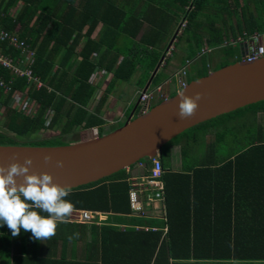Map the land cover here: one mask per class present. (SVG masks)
Instances as JSON below:
<instances>
[{"label":"trees","instance_id":"16d2710c","mask_svg":"<svg viewBox=\"0 0 264 264\" xmlns=\"http://www.w3.org/2000/svg\"><path fill=\"white\" fill-rule=\"evenodd\" d=\"M142 1L0 0V27L9 31L16 29L17 35L35 50L31 68L46 85L39 89L28 88L37 107L34 112L27 113L11 106L13 92L25 90L27 86L24 77L15 78L8 93L0 89L1 145H63L68 143L60 141L61 138L76 128L99 126L102 121L96 113L101 103L94 113H88L86 109L95 90L91 78L96 66L110 70L121 56L115 65L111 85L116 79L128 80L140 67L145 71L143 85L162 60L161 44L167 45L169 35L176 32L183 20L185 25L172 45L174 48L181 42L185 44L186 56L191 58L203 44H220L224 35L234 36L237 31L264 33V0H145L147 7H153L155 11L149 13L145 9L139 15L137 8ZM100 22L104 29L94 39L91 34ZM0 46L4 47V43ZM101 49L102 53L93 61L92 54ZM7 51L17 56L13 49ZM219 51L222 58L214 69L240 59L232 47L223 46ZM195 62H198L195 71L186 75L188 81L206 75L210 69L207 54ZM3 73L9 79L8 71ZM163 78L158 71L151 83L158 84ZM161 100L154 101L151 106ZM243 109L260 112L263 117V121L257 123L256 136L251 137V142L247 140L249 131L242 130L243 124L220 125L223 119ZM52 110L46 125L47 114ZM57 126L58 133L39 136ZM193 129H202L203 136L213 135L208 150L199 157L192 155L194 146L199 143ZM187 131H194L189 134L190 139L177 140ZM105 133L108 132L99 127V135ZM182 133L165 144L180 146V170L171 168V154L168 150L163 153L165 145L160 153L169 226L165 239L160 240V231H137L131 226L123 232L116 226H102V229L128 236V239L132 234L133 243L128 247L133 249V255L137 250L143 251L138 256L141 264H264L263 206L256 209L257 217L262 220L244 227L233 225L231 221L223 226L212 225L205 215L206 207L219 200L229 206L238 197L264 202V100L203 121ZM223 146L225 152L221 150ZM207 154L212 157L208 159ZM139 162L149 169L151 159ZM128 176L126 169H122L72 188L66 199L75 209L128 213ZM227 211L230 220L231 207ZM115 218L124 220L119 216ZM129 221L136 220L129 218Z\"/></svg>","mask_w":264,"mask_h":264},{"label":"crops","instance_id":"0c3cea01","mask_svg":"<svg viewBox=\"0 0 264 264\" xmlns=\"http://www.w3.org/2000/svg\"><path fill=\"white\" fill-rule=\"evenodd\" d=\"M146 9L147 10L145 11L149 13L155 11V8L153 7H146ZM232 23H235V20L232 21ZM103 27L104 26L101 22L98 23L94 29V31H96V28H98L95 34L97 37L92 36V38L97 39L104 29ZM244 32L246 33V31H237L236 35H230L228 37L224 35L223 41L220 44L207 46L213 49L216 48L218 50L223 48V46H227L232 47V49L237 51L239 49L240 51V46L244 47L245 42H237L228 45H223V42L229 40L231 37L236 38L238 36H244ZM175 36L176 35L174 32L172 36L169 35L167 40L169 42L167 45L166 43L161 44L160 47H163L162 51L167 49ZM184 45L185 44L182 42L180 43L179 52L181 51L182 55H180L179 61L177 62L178 65L169 66L166 68L167 64L164 63V67L160 66L157 68L156 72H161L162 76L164 77L160 84H164V81L169 79L176 71H178L186 58H191L186 56V48ZM205 45L206 44H203V46ZM102 49L100 52H95L92 54L91 58L93 61L97 60L100 53H102ZM218 52L220 53L219 59L221 60L222 53L220 51ZM197 54L192 57L193 62L195 59H197ZM239 56L241 58V53ZM72 59H74V56H72ZM120 59L121 56L117 58L115 65ZM159 63H161V60H159L158 64ZM115 65L110 70H107L104 66H96L94 70L95 72L98 69L99 72L97 71V73L92 75L91 82L95 86V90L92 98L87 102L86 109L88 113H94L96 106L101 103L96 116L102 122L99 126L95 125L88 128H76L74 131L77 129H81L80 131H91V135L86 136V138L83 139L93 137L96 135V132L99 134V127H102L104 131L110 127L113 128L112 130H114L125 123L130 117L133 118L135 115H137L139 104L137 97L135 96L136 99L134 98V93H136L139 89H142L143 87V89H145L152 84V75L155 69L151 74L152 77L143 83V85H141L142 80H144L143 75L145 71L140 67L128 80L116 79L111 85ZM210 70H212L211 67L209 71ZM188 74H190L189 69L187 75ZM178 89V85L174 81L163 85V91L165 92L166 97L172 96L174 92L178 91ZM132 92L133 100L131 94ZM129 97H131V100ZM36 107L37 105L34 106L32 112L36 110ZM52 113L53 110L49 111L47 114L49 119L51 118ZM59 126H57L53 131L58 133ZM206 157L209 159L212 157V155L207 154ZM174 165H176L175 168L171 167L173 170H180L181 159H179L178 164L175 163ZM144 168L145 165L143 163L141 165L135 164L132 167H129L128 170L126 169L129 175L128 177L141 175L144 171ZM221 196L222 194H219V197ZM232 202L233 203L231 206H229L227 202L219 200L215 203V205L211 204L209 208L206 207L205 215L210 219V223L212 225L216 224L223 226L227 222L231 221L233 225L236 223L237 225L244 227L253 222L257 223L262 220L261 217H257L256 209L261 208L262 206L264 207V202H256L252 200L246 201V199H242V197H238L236 202L235 200ZM230 207L231 217L229 220V214L227 210ZM144 210L146 213L143 215L133 212L129 202V211L128 213L124 214L113 213L111 211L92 210L99 212V215L96 217L94 222H78L71 219L70 217L68 223H60L58 225L56 235L54 237L49 240H45L44 242L35 240L32 237L30 231L25 232L23 229H21V232L18 236L13 237L8 226L6 224H0V264H141V260L138 256L142 254L143 251L137 250L135 255H133V249L128 247L129 244L133 243V239H130L132 234L129 235L128 239L126 238L128 236H123L120 233L104 230L102 229V226H116L117 230L121 232H123L126 227L130 226L137 231H160V240H164L169 231L165 202L159 201L151 203L149 206H145ZM115 216H119L124 220H118L115 218ZM129 218H134L136 221L131 222L129 221ZM206 221H208V219H206ZM136 226L139 228H136ZM140 227H148V229L144 230ZM133 237L134 236L131 238ZM128 240L129 243L127 244Z\"/></svg>","mask_w":264,"mask_h":264},{"label":"water","instance_id":"95a60500","mask_svg":"<svg viewBox=\"0 0 264 264\" xmlns=\"http://www.w3.org/2000/svg\"><path fill=\"white\" fill-rule=\"evenodd\" d=\"M244 47L240 46L239 60L188 81L172 96L103 135L96 132L93 137L55 146L0 144V165L23 164L26 157H31L30 172L49 173L54 182L75 188L127 169L143 159L148 161L188 128L264 100V56L248 62L243 59ZM181 92L192 97L201 94L195 115L185 119L178 116ZM46 156L51 159L46 161ZM57 161L63 165L57 166ZM17 179L19 182L22 178Z\"/></svg>","mask_w":264,"mask_h":264},{"label":"built area","instance_id":"2783aa9c","mask_svg":"<svg viewBox=\"0 0 264 264\" xmlns=\"http://www.w3.org/2000/svg\"><path fill=\"white\" fill-rule=\"evenodd\" d=\"M184 22V23H183ZM185 21H181V24L177 28L175 35L181 32L180 28H183ZM264 33L253 32L251 34L244 33V36H238L236 38H229L224 41L223 45L234 44L237 42H245L247 48L243 56V59L252 62L262 56H264ZM175 37L165 51V56L170 55L173 49V43ZM0 43H4V47L0 46V89L4 93H8L12 90L13 80L17 77H24L27 80V86L25 90H15L12 94L11 106L16 108L20 112L33 111L34 104L28 93V88L39 89L46 86L41 79L33 74L31 64L34 59L35 50L29 48L26 42L21 39L16 29L9 31L0 27ZM13 49L17 52V56H13L8 53L7 50ZM213 48L207 45L201 47L197 54V57L209 53ZM165 56L162 57L161 64ZM185 63L176 71L169 79L164 81V84L172 81L176 82L178 88L185 87L188 83L187 72L189 65L193 62L192 58H186ZM8 71L10 77L6 78L4 71ZM95 74V73H94ZM163 83L155 84L151 88L148 86L145 89H139L136 92L138 100V114L146 112L152 105V103L158 99H166L165 92L163 91ZM178 89V90H179ZM49 118L46 121V125L49 122ZM137 164L141 165L142 162ZM128 170V168H127ZM164 169L160 160V154L151 158L150 167L147 173H142L139 176L128 177L127 180L130 184L129 188V202L133 212H137L141 215L146 213L145 206H149L151 203L164 201L165 183L163 180ZM99 212L85 209H74L71 215V219L78 222H94L98 217ZM136 228H139L136 226ZM147 230L148 227H140ZM155 229V228H154Z\"/></svg>","mask_w":264,"mask_h":264},{"label":"clouds","instance_id":"9594fccd","mask_svg":"<svg viewBox=\"0 0 264 264\" xmlns=\"http://www.w3.org/2000/svg\"><path fill=\"white\" fill-rule=\"evenodd\" d=\"M179 95V118L195 115L201 94ZM50 159L45 157L46 161ZM32 163V158L26 157L23 164L0 165V224H6L13 237L23 229L30 231L35 240L44 242L56 235L60 223L69 222L74 205L66 197L72 188L54 182L49 173L30 172ZM62 165V161H57V166ZM18 177L22 178L19 182Z\"/></svg>","mask_w":264,"mask_h":264},{"label":"rangeland","instance_id":"374dc122","mask_svg":"<svg viewBox=\"0 0 264 264\" xmlns=\"http://www.w3.org/2000/svg\"><path fill=\"white\" fill-rule=\"evenodd\" d=\"M147 1H143L141 4H140V6H139V8H137V11H138V14L140 15V14H142L143 13V11L146 9V7H147ZM232 21H234V20H232ZM184 23V22H183ZM145 26L146 25H144L143 27H142V31L145 29ZM218 26H220V24L218 25ZM98 28H99V26H98ZM98 28H96V31H93L92 32V34H91V36H96L97 37V35H95L96 34V32H97V30H98ZM182 28H180V30H181ZM177 32V31H176ZM176 32H175V34H176ZM245 33V32H244ZM140 35V34H139ZM136 39H138V37L136 38ZM263 40H264V37H263ZM169 42V41H168ZM264 42V41H263ZM179 48H180V46L179 45H177L176 47H174L173 49H172V53L169 55H164L165 53H164V51H162V55H161V58L163 57V56H165V58H164V60H163V63H165V64H167V66H166V68H168L169 66H175V65H178V61H179V58H180V55H182V52L180 51L179 52ZM219 50L218 49H216V48H214L211 52H209V53H207V55H208V58H209V60H210V62H209V67H211V69H214V66L217 64V63H219V61H220V59H219V56H220V53L218 52ZM238 54H240L239 52V49H238ZM185 63V62H184ZM198 64V62H195V63H191L190 65H189V67H188V69H189V71H190V74H192L193 72H194V70H195V68H196V65ZM163 65L164 64H161L160 63V65H158V67H163ZM57 66H55L54 67V70H55V68H56ZM97 71L99 72V70L97 69L94 73H97ZM192 72V73H191ZM150 78H151V75H150ZM149 78V79H150ZM148 79V80H149ZM43 82V81H42ZM129 84H131V83H129ZM153 86V84H151L149 87L151 88ZM49 88V87H48ZM142 88V87H141ZM144 88V87H143ZM142 88V89H143ZM132 94V100H133V92L131 93ZM135 96H136V93H134V98H135ZM137 97V96H136ZM129 99L131 100V97H129ZM136 99V98H135ZM34 108V107H33ZM263 121V117H262V115H261V113L259 112V113H252V111H251V109L250 110H248V109H243V111H239V112H236V113H234V114H232V115H230V117H226L225 119H223V121H222V123L223 124H220V125H225L226 123L228 124V125H235V124H237V125H240V124H243V126H242V130L244 131V132H248L249 131V134H248V138H247V140L248 141H252V138H254L255 136H256V134L254 135V133H256L257 132V123H260V122H262ZM221 123V122H220ZM217 124V123H216ZM215 124H213V126H214ZM3 128H2V126L0 125V130H2ZM113 128H107V130H105V131H110V130H112ZM248 129V130H247ZM81 129H77L76 131H74L73 133H71V134H69V135H65L64 137H62L61 138V140L60 141H62V142H65V143H73V142H75V141H77V140H80V139H83V138H86V136H90L91 135V131H80ZM193 130H195V133H196V135L198 134V140H199V143L198 144H196L195 146H194V149H193V154L192 155H195V156H201L200 155V153H202V152H204L205 153V151H207L208 150V147H207V145L209 144V143H211L212 142V139H213V135H207V134H205L204 136H203V130L202 129H193ZM255 130V131H254ZM191 132H194V131H187V132H185V133H182L178 138H177V140H179V141H181V142H183V141H187V139H190L189 137H191V135H189ZM251 133L253 134V135H251ZM53 134H56V132H54L53 130L52 131H44V132H42L39 136L40 137H47V136H50V135H53ZM84 136V137H83ZM252 137V138H251ZM21 139H23V138H21ZM223 144V143H222ZM166 146V145H165ZM165 146L163 147V153L165 154V152L168 150V152H169V154H171V166L173 167V168H175L176 167V165H174L175 163L176 164H178L179 163V159H180V146L179 145H177V146H171V147H168V145L166 146V148H165ZM221 150L223 151V152H225V147L223 146L222 148H221ZM203 153V154H204ZM225 156L227 155L226 153L224 154ZM197 157V158H198ZM143 173H147V166H145V168H144V171H143Z\"/></svg>","mask_w":264,"mask_h":264}]
</instances>
